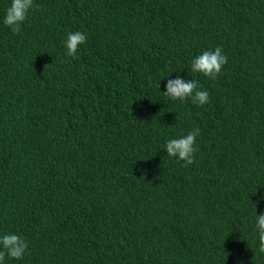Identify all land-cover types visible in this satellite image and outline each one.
I'll use <instances>...</instances> for the list:
<instances>
[{
  "label": "trees",
  "instance_id": "obj_1",
  "mask_svg": "<svg viewBox=\"0 0 264 264\" xmlns=\"http://www.w3.org/2000/svg\"><path fill=\"white\" fill-rule=\"evenodd\" d=\"M34 3L14 34L0 0V236L28 242L3 264H264V0ZM177 76L210 103L166 97ZM194 128L186 168L165 144Z\"/></svg>",
  "mask_w": 264,
  "mask_h": 264
},
{
  "label": "clouds",
  "instance_id": "obj_2",
  "mask_svg": "<svg viewBox=\"0 0 264 264\" xmlns=\"http://www.w3.org/2000/svg\"><path fill=\"white\" fill-rule=\"evenodd\" d=\"M37 7L34 0H11L3 23L14 34H19L21 26L28 19L29 12ZM87 39L86 34L81 31L70 32L65 41L66 54L69 57L77 58L80 46L86 44ZM226 64H228V57L223 49L217 46L214 50H205L195 57L191 61V72L200 73L211 80H216L223 73ZM163 93L172 101L185 102L190 99L193 104L200 107L210 103L209 92L202 90L198 81L185 80L180 76L168 79L166 91ZM199 135L200 129L194 128L180 138L168 140L165 144L167 155L183 161V167L187 168L192 165L195 162V153L199 151L196 146V139ZM255 227L259 234V251L264 253V214H257ZM27 249L28 242L20 235L10 233L0 236V264H3L6 255L16 260H22Z\"/></svg>",
  "mask_w": 264,
  "mask_h": 264
}]
</instances>
